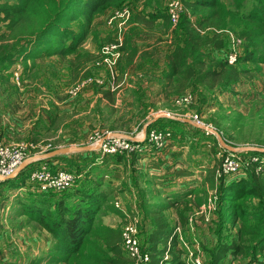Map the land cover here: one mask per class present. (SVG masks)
I'll return each mask as SVG.
<instances>
[{
  "label": "rangeland",
  "instance_id": "374dc122",
  "mask_svg": "<svg viewBox=\"0 0 264 264\" xmlns=\"http://www.w3.org/2000/svg\"><path fill=\"white\" fill-rule=\"evenodd\" d=\"M172 1L174 0H159V5L155 4L156 7L158 6L157 10L154 7L155 11L170 15L169 3ZM181 1L185 6L183 0ZM146 3L145 0H140L123 5L118 9H107L97 15L89 26H86V21L81 15L72 21L63 20L62 31L65 35L69 33H75L77 36L85 35V38L77 44L76 50L64 54V59H62L60 53L57 51L68 47L72 43L73 35L70 34L69 36L62 37L58 35L59 32L55 31L56 34H53L52 40L43 44L42 51L30 54V56L22 54L11 68L5 66L3 68L4 73L0 71V91L5 92L4 96L0 97V131L2 125L8 124V109L11 100L13 102L16 99L21 102L19 104L21 107H17L19 110L15 115L17 122L21 125H30L33 120L32 110L34 108L37 109L39 105L38 88L36 85L40 86V93L42 89L45 90L44 92L42 91L45 95L55 89L56 86L63 85L64 89H61L62 92L74 96L75 101L67 103L66 107L69 110H67L64 116H59L57 125H59L58 128L60 129H51L49 132L45 131V133L39 132L37 134L39 138L37 143L40 145H35L34 149H30V146L29 151H26L29 154L32 153L29 156L44 154L60 147L96 145L103 138L107 143L116 138L121 140L126 139L130 146L136 147L138 152H140V158L134 164L130 163L129 157L125 159V163H118L114 155L119 153V151L112 152L113 154L104 153L103 149H101L102 145H100L98 148L100 152L93 157L101 158L102 155L103 157L109 155L105 171L104 168L90 167L87 158L81 160L69 158V161L67 160L68 162H66L63 168L76 174L77 165L74 163L75 161L81 162L85 165L82 167L81 176L85 175L87 170H90L91 177H94L93 179L100 172L108 175V178H113L115 183H119H114L117 185H114V187H117L119 190L117 195H112L108 201L103 203L98 216L101 215L103 222H107L108 220L110 224L116 226H123L125 220L127 221L130 218L138 219L139 237L142 222H147L148 220H146V217L144 218L146 214L145 208L148 209L153 204L161 201H180L179 205L183 203V207L181 204L179 210L175 206L166 209L173 229L177 230L178 227L181 229L177 230V232L181 231V233L175 232L184 248L181 258L188 264H194L195 260L199 258L201 261L203 260L202 264H205L207 259L206 249L212 248L215 245L220 232L223 233L227 229L232 233L235 232L231 229L233 228L232 225L230 226L228 222H223L224 217L221 218L219 214L221 206L217 193L204 185V180L207 176L206 170H208L209 166H213L216 162H219L224 155L222 151L224 148L218 140V134L222 136L223 134L212 118H218L224 112L225 114H229L231 111L233 113L240 111L248 112L247 108L253 104L252 98H257L261 95V91H264V64L258 66L260 71L254 78L245 79L223 92L210 95L206 102L202 103L201 109L199 108L201 103L199 102V91L201 89L194 88L185 92V94H193L198 99V102L194 105L180 104L176 98L170 105H165L161 97L157 99L156 94H145L144 100L138 105L136 101L138 95L135 96V94L125 91L120 95H116V100L113 104L116 110L109 113L108 107L105 106H108V101L102 92L105 90L103 87L112 85V82L117 80V75H120V68L125 63L124 59L127 61V55H131L132 43L137 46L136 39L140 38L141 44H139V48L142 47L143 49L141 50L143 52L140 54L142 61L134 65L135 71L139 74H151L152 71L154 72V74H151L153 79L158 80L157 73H160V75L163 73V64L157 66V71L155 69L148 70L146 66L147 59L150 56L147 54L142 56L143 53L152 52L162 59L163 56H167L169 48L173 43L181 41V32L179 30L176 31L179 21L176 24L171 22L170 27L167 28L163 27V20L155 21L152 28L145 26L143 23L135 22L151 30L150 33H154L152 34V40H149V42L147 40L149 35L144 30H141L142 37H135L138 33H135L131 29H141L142 26L140 27L137 24L136 26H132L131 24L134 23L133 19L135 16L150 11V7ZM125 9H128V18H118L112 24L108 23L117 10ZM71 10L75 11L74 8H71ZM146 19L151 20L149 15H146ZM144 27L143 29H145ZM128 37L131 40L130 45L125 46L124 44ZM224 37L228 43L225 54L228 53L227 56L229 54H236L240 57L244 50L243 42L239 41L238 37L231 31H225ZM121 38H124V43L119 50L106 53L107 46L111 45L112 42H118ZM146 48L149 49L145 51ZM123 50L126 52L125 56L122 55V59L120 58L122 63L118 61L116 70L112 73L106 65V59L116 53H121ZM82 53L93 55V59L88 60L87 67L81 69L79 74H77L73 72L68 61L70 59L75 60L76 56ZM243 66L255 67L251 63H244ZM86 71L87 73L89 72V76L85 77ZM16 73H18V76H16ZM2 74H4V77ZM11 78H13L14 81L12 80V82H14L16 87L11 85ZM145 80L152 79L145 77ZM83 82H85V85L77 91L76 87ZM122 82L123 85L127 83L132 84V86L138 84L134 82L131 76L125 77V79L120 77L118 83L121 84ZM93 83H96L95 86L89 88ZM98 92L100 97H98L99 95H95ZM99 98H102V105L100 106L98 105ZM104 99L105 101H103ZM72 104H75L73 109H71ZM145 108L148 110H145L146 113L143 114ZM102 113H105L104 117L101 115ZM173 119L189 120L190 122H195L200 128L197 130V127L190 122H172L171 120ZM151 121L155 123L152 127ZM148 123H150L148 125L150 129L144 132V128ZM226 124L227 122L224 121L223 125ZM114 125L116 126L114 127ZM204 126L210 127L211 130H205ZM44 129L42 130L44 131ZM152 131L162 133L161 140L153 139L151 137ZM115 132L123 136H112L111 134ZM18 135L17 137L13 132V134L6 136L10 143L1 141L0 135V144L26 143L30 145L31 136L28 137L25 133ZM127 135L137 140L129 139L126 137ZM225 141L231 145L235 144L227 139ZM233 146L248 147L252 145L242 143ZM215 149L217 150L215 151ZM245 153H247V156H245L247 159L252 155V151ZM67 155L74 154L70 153ZM235 155L237 154L232 155L228 153L226 155L228 163H238L239 166L236 169H232L226 162V171L229 172V175L242 176V165L246 163L247 159L241 160ZM257 156L260 157L259 155ZM262 159H264V156H262ZM104 175L100 179H104ZM81 176L75 180L72 186L62 191H47L45 195L32 189L31 183L28 180V185L33 192L26 190L25 194H22V198L29 196L28 194L37 193L32 197H36V199L41 197L45 199L49 197L51 199L50 197H52L53 201L57 198L59 200L63 199L66 205L73 208V210L75 207H79L78 205H88L86 201L80 199L81 197L78 199V196L76 199L74 195L75 187L85 186L83 181L86 178H81ZM108 181L105 182L103 187L111 188L113 181ZM86 186L89 185L87 184ZM202 189H208V200H206L208 203L203 204L205 203L203 202L200 206L196 205L195 201L202 197L203 193L199 192ZM142 193H144V197H141L143 196ZM17 198L19 196L12 192V190L10 191L9 188L3 186L0 189V243L2 239L4 247L8 248L5 254L0 253V264H9L13 261H16L15 264L28 263L27 261L24 263L18 259L29 254V250L32 249L31 246L38 243L40 236L44 239L40 232L42 231L41 228L33 219L28 217L27 213L24 212V206H20L17 203ZM141 201L143 202L141 203ZM25 202L30 203V201L26 200ZM52 203L57 204L58 201ZM186 203L188 204L187 206ZM87 207L88 209L90 208L89 206ZM186 207L187 209L185 210ZM56 208L52 207L51 209ZM18 211L21 213H18ZM181 211H183L182 217H180ZM96 225H98V222ZM38 232H40V235L35 234ZM48 253L50 252L42 255H48ZM228 255V258L226 257L220 264H264V252L254 260L233 259L231 252ZM38 257L31 258L35 259L34 264H53L49 261L36 259ZM168 258L169 255L167 256ZM28 261L30 260L28 259Z\"/></svg>",
  "mask_w": 264,
  "mask_h": 264
},
{
  "label": "trees",
  "instance_id": "16d2710c",
  "mask_svg": "<svg viewBox=\"0 0 264 264\" xmlns=\"http://www.w3.org/2000/svg\"><path fill=\"white\" fill-rule=\"evenodd\" d=\"M138 1L140 0H0V71L4 73L5 66L11 68L22 54L30 56L42 51L43 44L52 40L55 31L62 37L73 35L72 43L57 51L64 59L63 55L76 50L77 44L85 35L77 36L75 33L65 35L62 31L63 20L72 21L81 15L86 21V26H89L95 17L105 10L118 9ZM145 1L150 11L138 14L133 22L143 23L152 28L155 21L163 20V27H170V15L155 11L158 8L155 4L159 5V0ZM183 2L184 11L176 30L181 32V41L172 44L171 51L167 53V71L156 81L160 84L165 105H170L175 98L184 95L190 89L200 88L201 109L202 103L206 102L210 95L223 92L245 79H252L260 71L258 66L264 64V0H183ZM146 15H149L151 20L146 19ZM225 31L233 32L243 42V54L233 63L229 62L228 53L225 54L228 47L227 39L224 37ZM130 41L128 37L124 45L129 46ZM137 50L132 46L131 55H127V64L132 61ZM223 54L224 57H221ZM145 55L146 52L142 56ZM91 59L93 55L82 53L78 54L75 60L70 59L68 62L73 72L79 74ZM244 63H251L255 67L243 66ZM2 76L4 77V74ZM86 76H89L87 71ZM142 76L144 79L147 74ZM135 87L132 93L138 95L136 101L139 105L147 93L138 84ZM102 92L108 101V106L105 105L108 112H114L116 109L113 104L117 93L110 90ZM260 94L257 98H252L253 104L247 108V113L244 111L233 113L230 110L229 114L224 112L220 117L212 118L223 137L235 143L232 145L249 143L264 148V91ZM98 101V105H102V98ZM197 102L198 99L195 98L191 104ZM145 110L148 109L145 108L143 111ZM101 115L104 117L105 113ZM171 121L181 123L178 119ZM224 121L227 122L226 125H223ZM154 125L155 123L151 124V127ZM0 135L2 139V133ZM222 151L224 155L220 161L206 170L204 185L217 193L221 206L219 214L221 218L224 217L223 222L232 225L231 229L235 232L232 233L228 229L220 232L215 245L206 249L205 264H220L222 260L228 258L229 252L233 259L240 260H254L264 252V159H262L264 152L252 151L248 159L245 157L247 153H236L241 160L247 159L242 165L243 174L239 176L229 175L226 171V155L230 152L225 148ZM114 156L118 163H125V159L129 157L130 163L134 164L140 158V152L117 153ZM57 157L59 156L52 159ZM87 160L88 164H91L96 162V157ZM74 164L77 165L75 170L77 178H80L83 171L82 163L75 161ZM27 169L18 176L28 178ZM81 178H86L83 181L85 186L75 187L74 195L76 199L78 196V199L81 197L80 199L86 201L88 205H78L79 207L73 210L63 199L57 198L53 201L52 197L51 199L35 197L30 203L17 201L20 206H24V212L28 217L53 236L54 245L50 253L39 259L53 264H134V260L123 246L122 226L105 224L101 220V215L98 216L112 189L105 187L101 191L100 188L105 185L103 179H93L90 170ZM87 184L89 186H86ZM96 190H99L100 194L95 193ZM199 192L203 195L195 204L201 206L208 200V189ZM41 194L45 195L47 191ZM142 194L141 197H144V193ZM179 202L161 201L148 209L144 206L146 210L144 218L148 219V223L142 222L140 239L143 250L151 257L148 264H187L181 258L184 253L182 242L177 235H173L174 229L166 212L168 207L175 206L178 210L181 204L183 207V203L179 205ZM52 207L57 208L51 209ZM182 216L183 211L180 212V217ZM34 263L33 259L29 264Z\"/></svg>",
  "mask_w": 264,
  "mask_h": 264
},
{
  "label": "crops",
  "instance_id": "0c3cea01",
  "mask_svg": "<svg viewBox=\"0 0 264 264\" xmlns=\"http://www.w3.org/2000/svg\"><path fill=\"white\" fill-rule=\"evenodd\" d=\"M136 24L137 23H133L131 25L132 26H136ZM137 25H140V24H137ZM141 26L142 25H140V27ZM143 27L144 26H142L141 29H131V30H133L135 33H138V35L135 36V37H138V36L142 37L141 30L146 31L148 33L147 35H149L148 39H147L148 42H149V40H152L151 39L152 36H153L152 34H154V33H150L151 30H148L145 27H144L145 29H143ZM121 39H122V41L124 40V38H121ZM237 39L242 42V40H240L239 38H237ZM136 42L138 43L137 46L134 45V43H132L133 46L138 49L136 56H134V58L132 59V61L129 64H127V61L124 59L125 63H123L121 68H120V72H119L120 75H117V80L115 82H112V85H106L105 87H103V89L110 90L112 92H116L118 95H120L121 93H124L125 91L129 92V93H132V92H134L133 89H134V87L137 84L132 86V84H128V83L126 85H123V82L121 84L118 83V80L120 79V77L122 79H125V77L131 76L133 78L134 82L135 83L137 82L138 85L141 86L145 90V93H147V94H156L157 99H159L160 97L162 98L160 84L158 82H155L156 80H154V79H152V80H145V78L142 79V77H143L142 75L143 74H139V73H137L135 71L134 65L137 62L139 63V62L142 61V57L140 56V54L143 52V51H141V50H143L142 47L139 48V44H141L140 38L139 39L137 38ZM149 48H146L145 51L147 49H149ZM171 49H172V47L169 48V51H171ZM241 51H242V49H241ZM146 54L148 56H150L147 59V66L146 67H147L148 70H150V69L154 70L155 69L157 71L158 70L157 66L158 65L161 66L163 64V66H162L163 73H165L167 71V67H168V58H167V56H163V58L161 59V58H158L152 52L151 53L148 52ZM119 55H120V57H119ZM122 55L125 56V51L124 50L121 53H118V54L116 53V54L112 55L110 58L106 59V65H107V67L110 68V71L112 73L116 70L118 61H120L122 63V60H121L122 59L121 58ZM224 55L225 54H223L221 57H224ZM156 67H157V69H156ZM117 72H118V70H117ZM151 74H154V72L151 71ZM151 74L147 73L146 77L153 78V76ZM162 74L160 75V73H157L158 79H159V77L162 76ZM12 80H13V78H11V82H12ZM60 84H62V83H60ZM95 84L96 83H93L92 85L89 86V88L94 87ZM11 85L16 87V85H14V82H12ZM56 85H58V84H56ZM36 86L38 88V97L39 98L38 97L37 98H38L39 105H38L37 109L34 108L32 110L33 120H32V123L30 125H26V124L21 125L19 122H17V119L15 117V115L17 114V112L19 110V108H17V107H21V106H19V104L21 102L17 101L15 99V100H13V102L11 100V102L9 103V109H8L9 110V112H8L9 121H8L7 125H2V129H1V132L3 133L1 141H3L4 143H10L7 140L8 137H6V136L13 134V132L15 133V135H17V137L19 136L18 134L25 133L28 137L31 136L30 137V140H31V142H30L31 148L30 149H34L35 145H37V146L40 145L39 143H37V141L39 140L37 134L39 132H44L45 133V131L49 132L51 129H55V130L60 129V128H58L59 125H57V120L60 118L59 116H64V114L67 112V110H69L66 107L68 105L67 103L75 101V97L72 96V95H68L65 92H62L61 89H64L63 85L56 86L55 89H53L52 91H50L46 95L44 93H42V91L43 92L45 91L44 89H42L41 93H40V86H38V85H36ZM57 87H61V88L58 89ZM4 93L5 92H3L1 90L0 91V97L2 95L4 96ZM95 95H99V92L95 93ZM98 97H100V95ZM103 101H105V99ZM93 105H94V103H93ZM74 106H75V104H72L71 105V107H72L71 109H73ZM14 120H15V122H14ZM152 121H154V120H152ZM152 121H151V124L153 123ZM43 128H45L44 131L42 130ZM4 134H5V136H4ZM9 137H11V136H9ZM15 142H17V141L15 140ZM98 145H99V143L97 142L96 146H98ZM98 148L96 147L94 150H88V151H82V152H74L73 153L74 155L62 154V155H59V157L54 158V159L47 158V159L33 160L27 166L29 168L27 169V167H25L24 169H27L26 172L30 173L31 170L33 168H35L36 166L45 165V164L50 166L52 169L62 168V167L65 166L66 162L69 161V158H73L74 160H81V159H84V158H93V156H96L100 152ZM31 154L32 153H30L29 155H31ZM29 157H31V156H29ZM102 157H103V155H102ZM102 157L101 158L100 157L99 158L96 157V160H95L96 162H92L91 161L92 165L89 164V166L90 167H95L96 166L98 168H104V171H105V169H106V167L108 165L107 160L109 159V155L108 156L106 155V157L104 156L103 159H102ZM48 159H50V160H48ZM99 159H101V160H99ZM80 164H81V162H80ZM83 166H85V165H83ZM83 166L81 164V168ZM103 175H104V173H100L99 172L97 174V176H95L96 180H99L100 178H102ZM103 178H104L103 179L104 183L105 182H109L108 180L113 181V178H111V177L108 178V175H104ZM28 180H29V178H23V175H21V176L17 175L15 178L9 179L7 181H0V189H2L3 186H4L6 188H9L10 191L12 190V192H14L15 194H17L19 196V198H17L18 201H20V200L21 201L22 200L23 201H25V200L26 201H33V199L35 198V197H32L33 195L26 196V197L22 198V196H23L22 194L23 193L25 194V191L30 189V186L28 185ZM114 183L115 182L113 181V183L111 184L112 193H111L110 197L112 195L116 196L117 192L119 191L117 187L116 188L114 187L115 184H119V183H115V184ZM115 186H117V185H115ZM104 189H105V187L100 188L101 191H103ZM120 189H121V187H120ZM28 192H30V191H28ZM95 193L100 194V191L96 190ZM109 198H108V200H109ZM109 222L110 221L107 220V222L105 224H108V225H111V226H116V225L110 224ZM39 227L42 230L40 232H41V235L44 237V239H42L41 236H40V238L38 240V243L36 245L31 246L32 249L29 250L30 251L29 254L27 256H24V257L18 259V260H20V261H22L24 263L26 261L28 262V263H25V264H29L33 260V259H31L33 257L39 256L38 258H36V259H39V258H42V257L46 256V255H42V254H46L47 252H49L53 248L54 239H53L52 234L47 229H45L44 227H41V226H39ZM175 231L176 230L173 231V235H175ZM40 232L35 233V234L36 235H40ZM34 239H36V237H34ZM7 250H8V248L4 247V241H2V239H1L0 253L2 252V253L5 254L7 252ZM5 259H6V257H5ZM28 259L30 261H28ZM34 261H35V259H34ZM15 262L16 261H13V262H10L9 264H15Z\"/></svg>",
  "mask_w": 264,
  "mask_h": 264
},
{
  "label": "built area",
  "instance_id": "2783aa9c",
  "mask_svg": "<svg viewBox=\"0 0 264 264\" xmlns=\"http://www.w3.org/2000/svg\"><path fill=\"white\" fill-rule=\"evenodd\" d=\"M184 9V4L181 0H174L169 3L170 10V19L171 22L176 24L180 19V13ZM128 9L117 10L112 17L109 19L108 23L112 24L118 18H128ZM123 45L122 39H119L118 42H112L111 45H108L106 48V53L112 52L113 50H119ZM229 62H236L238 55L229 54ZM18 76V73H16ZM87 83V81H85ZM83 82L81 85L76 87L78 91L85 85ZM177 102L180 104L189 105L195 101V97L191 93L181 95L176 98ZM151 137L155 140H161L162 133H156L155 131L151 132ZM104 140V138H103ZM31 145L26 143L19 144H0V174L1 175H10L13 174L20 165L29 158V151ZM104 153L113 154L112 152L126 153L131 151H138L134 146H130L129 142L124 139L119 138L112 139L108 143L103 142L102 148ZM234 155V154H232ZM236 156V155H235ZM228 158L225 160V167L227 169ZM229 167L236 169L239 166L238 163H228ZM78 175L66 168L52 169L47 164L36 166L29 173V181L31 183V188L39 192L46 191H62L70 186H72L77 179ZM139 220L136 218H130L127 221L125 220L122 226V237H123V246L128 252L130 257L134 260V264H148L151 261L149 253L145 252L141 245V240L139 237ZM177 230H181L179 227ZM175 231L176 233H181V231ZM171 241V239H170ZM169 241V243H170ZM187 246V245H186ZM194 264H202L201 259L197 258ZM188 264V263H187Z\"/></svg>",
  "mask_w": 264,
  "mask_h": 264
},
{
  "label": "water",
  "instance_id": "95a60500",
  "mask_svg": "<svg viewBox=\"0 0 264 264\" xmlns=\"http://www.w3.org/2000/svg\"><path fill=\"white\" fill-rule=\"evenodd\" d=\"M181 121H185V122H190L189 120H185V119H178ZM193 125H195L196 127L200 128L199 125H197L195 122H190ZM150 123L146 124L145 128H144V132L147 131L148 125ZM205 130L210 131L211 128L208 126H204ZM112 136H123L117 132L112 133ZM129 139H132L134 141H136L137 139L132 137V136H126ZM105 140V139H104ZM104 140L102 139L99 143L98 146L96 145H87V146H80V147H60L57 149H54L50 152L44 153V154H40V155H35V156H31L29 158H27L21 165L20 167L13 173L10 175H1L0 174V181H7L9 179L15 178L25 167H27L33 160H37V159H47V158H53L62 154H69V153H74V152H82V151H88V150H94L96 147H100V145L103 144ZM218 140L220 142V145L222 147H224L225 149H227L231 154H236L238 152H249V151H262L264 152V148L261 147H252V146H248V147H236L233 146L231 144L226 143L224 137L220 134H218Z\"/></svg>",
  "mask_w": 264,
  "mask_h": 264
}]
</instances>
